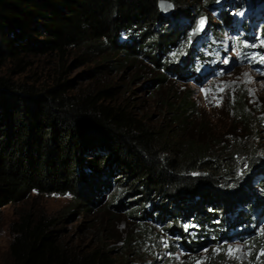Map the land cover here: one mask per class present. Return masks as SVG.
Returning a JSON list of instances; mask_svg holds the SVG:
<instances>
[{
    "label": "trees",
    "instance_id": "obj_1",
    "mask_svg": "<svg viewBox=\"0 0 264 264\" xmlns=\"http://www.w3.org/2000/svg\"><path fill=\"white\" fill-rule=\"evenodd\" d=\"M182 1L0 0V210L35 193L68 196L73 211L101 208L112 220L122 216L136 228L153 225L181 237L188 223L213 229L212 210L222 216L220 223L227 221L234 156L182 138L190 126L189 105L164 104L166 114L155 127L134 105L118 100L112 87L74 92L73 82L62 79L65 59L80 48L90 53L85 57L113 52L151 64L168 60L187 44ZM187 1H195L199 15L212 11L225 27L230 20L224 4L240 11L254 2L264 11V0H224L219 6L221 0ZM161 3L171 5L168 17ZM259 20L264 24V12ZM249 27L244 20L237 28L245 33ZM41 58L57 62L50 83L15 79ZM182 67L164 70L182 79ZM240 102L233 107L245 122ZM248 210H236V219L247 220ZM58 223L29 213L11 222L9 264H136L132 247L115 253L101 244L87 251L68 247Z\"/></svg>",
    "mask_w": 264,
    "mask_h": 264
},
{
    "label": "rangeland",
    "instance_id": "obj_2",
    "mask_svg": "<svg viewBox=\"0 0 264 264\" xmlns=\"http://www.w3.org/2000/svg\"><path fill=\"white\" fill-rule=\"evenodd\" d=\"M250 3L240 11L224 4L225 18L230 20V26L225 27L212 11L199 15L195 1L183 0L178 4L182 20L189 22L184 29L187 44L183 50L168 55V60L160 57L155 65L141 57L128 59L113 52L85 57L90 53L80 48L65 59L66 70L62 74L63 80L73 82L74 92L112 87L118 100L134 105L155 127L166 114L164 104L173 108L182 103L189 105L190 126L185 128L182 138L206 144L211 151L223 152L226 157L234 156L237 167L232 177L234 201L227 211V221L220 223L218 219L222 216L212 215L215 213L212 210L209 215L214 219L213 229L200 230L188 223L182 227L184 237H181L153 225L136 228L122 216L112 220L101 208L93 214H84L82 209L73 211L68 196L30 193L0 210V264L10 263L9 224L28 213L57 218V230L68 247L87 251L101 244L111 253L132 247L136 264L264 263L261 255L264 252V24L259 20L264 11L259 13L254 9L255 3ZM249 12L258 14L248 20ZM244 20L250 27L242 33L237 27ZM200 26L203 34L195 38ZM211 29L215 33H210ZM239 35L243 40L240 41ZM187 50L189 54H183ZM173 66L185 70L182 79L164 70ZM56 71L55 59L41 58L27 74L15 79L26 76L31 81L50 83ZM88 72L92 75L87 76ZM158 78L164 81L157 86ZM239 100L245 122L233 107ZM246 208L250 212L247 220L236 219V210L241 213Z\"/></svg>",
    "mask_w": 264,
    "mask_h": 264
},
{
    "label": "water",
    "instance_id": "obj_3",
    "mask_svg": "<svg viewBox=\"0 0 264 264\" xmlns=\"http://www.w3.org/2000/svg\"><path fill=\"white\" fill-rule=\"evenodd\" d=\"M160 11H161V14H162L163 17H167V16H169L171 14L172 7H171V5H169L167 3H161L160 4ZM201 34H203V29L200 26V28L198 30H196V32H195V38H197ZM263 123H264V118H263Z\"/></svg>",
    "mask_w": 264,
    "mask_h": 264
},
{
    "label": "snow or ice",
    "instance_id": "obj_4",
    "mask_svg": "<svg viewBox=\"0 0 264 264\" xmlns=\"http://www.w3.org/2000/svg\"><path fill=\"white\" fill-rule=\"evenodd\" d=\"M201 23H203V21H201ZM229 251H231V249ZM261 255H264V252H262Z\"/></svg>",
    "mask_w": 264,
    "mask_h": 264
}]
</instances>
